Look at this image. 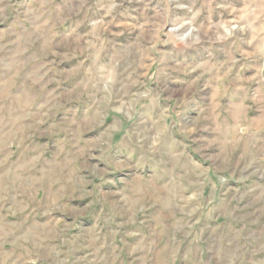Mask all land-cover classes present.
Wrapping results in <instances>:
<instances>
[{
	"label": "rangeland",
	"instance_id": "obj_1",
	"mask_svg": "<svg viewBox=\"0 0 264 264\" xmlns=\"http://www.w3.org/2000/svg\"><path fill=\"white\" fill-rule=\"evenodd\" d=\"M0 264H264V0H0Z\"/></svg>",
	"mask_w": 264,
	"mask_h": 264
}]
</instances>
